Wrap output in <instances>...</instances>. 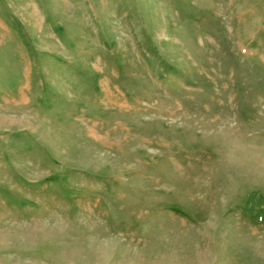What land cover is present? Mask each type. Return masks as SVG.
<instances>
[{
  "label": "rangeland",
  "instance_id": "rangeland-1",
  "mask_svg": "<svg viewBox=\"0 0 264 264\" xmlns=\"http://www.w3.org/2000/svg\"><path fill=\"white\" fill-rule=\"evenodd\" d=\"M0 264H264V0H0Z\"/></svg>",
  "mask_w": 264,
  "mask_h": 264
}]
</instances>
